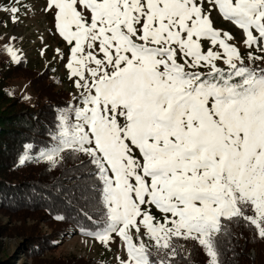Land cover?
Here are the masks:
<instances>
[{
    "label": "snow or ice",
    "instance_id": "obj_1",
    "mask_svg": "<svg viewBox=\"0 0 264 264\" xmlns=\"http://www.w3.org/2000/svg\"><path fill=\"white\" fill-rule=\"evenodd\" d=\"M22 6L0 10L15 23ZM45 11L80 91L38 159L80 161L66 198L87 235L109 250L118 237L117 264H192L179 241L224 264L238 225L264 239V55L252 51L264 53V0H47ZM213 11L242 30L246 57Z\"/></svg>",
    "mask_w": 264,
    "mask_h": 264
},
{
    "label": "trees",
    "instance_id": "obj_2",
    "mask_svg": "<svg viewBox=\"0 0 264 264\" xmlns=\"http://www.w3.org/2000/svg\"><path fill=\"white\" fill-rule=\"evenodd\" d=\"M50 73L48 68L41 72L31 68L23 58L19 63L0 64V213L12 222H19L9 224L0 219V236L21 237L22 253L34 264H107L83 256L46 257L59 239L70 236L71 228L76 233L94 230L79 214V205L75 201L69 203L66 198L69 188L83 183L80 177L84 170L76 168L80 161L65 159L53 166L38 160L39 149L54 143L50 134L58 131V110L67 109L70 104V93L57 89L60 80H51ZM15 79L29 81L35 94L33 103L11 92ZM25 145H33L32 150ZM29 152L35 157L20 164L21 155ZM153 212L160 215L154 209ZM42 223L49 230H44ZM231 233L230 243L225 246L224 264H264V239L243 225L233 226ZM178 243L185 245L184 255L191 252L192 264H206L196 242Z\"/></svg>",
    "mask_w": 264,
    "mask_h": 264
},
{
    "label": "rangeland",
    "instance_id": "obj_3",
    "mask_svg": "<svg viewBox=\"0 0 264 264\" xmlns=\"http://www.w3.org/2000/svg\"><path fill=\"white\" fill-rule=\"evenodd\" d=\"M11 4L12 0H0V8L11 6ZM46 4L47 0H22L21 13L15 23L10 19L11 13L0 10V64L1 62L16 63L5 48L6 45L11 44L17 51L19 60L23 58L31 68L39 72L48 68L51 71L50 79L60 80L57 89L69 92L70 103H75L73 98L80 90L74 86L73 79L70 78L65 66L69 59L70 46L59 36L55 28L54 13L45 11ZM212 19L214 27L231 33L233 40L229 43L236 45L241 54L246 57L248 50L243 43L242 30L231 22L225 21L216 11L212 12ZM208 46V43L204 42L205 49ZM57 49L60 50L59 53ZM252 51L254 55H264L255 49ZM218 64L226 67L222 62ZM10 89L14 95L20 96L28 103H33L35 100L31 84L26 79L13 80ZM60 111L58 110V114ZM121 122H123L122 118ZM136 154L138 155V152ZM0 219L4 223L12 222L1 213ZM16 223L19 222L15 221L11 224ZM42 225L44 230H49L44 223ZM70 231V236L59 239L58 245L48 250L46 257L57 259L83 256L86 259L97 258L102 263L117 264L116 256L123 251L118 237L111 243V250H109L87 233H76L74 228ZM22 241L23 239L19 236H0V264H34L22 253ZM252 255L255 256L254 251Z\"/></svg>",
    "mask_w": 264,
    "mask_h": 264
},
{
    "label": "built area",
    "instance_id": "obj_4",
    "mask_svg": "<svg viewBox=\"0 0 264 264\" xmlns=\"http://www.w3.org/2000/svg\"><path fill=\"white\" fill-rule=\"evenodd\" d=\"M27 155L30 157V159H28V160H32L35 157V155L32 153H27Z\"/></svg>",
    "mask_w": 264,
    "mask_h": 264
}]
</instances>
